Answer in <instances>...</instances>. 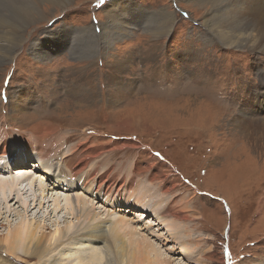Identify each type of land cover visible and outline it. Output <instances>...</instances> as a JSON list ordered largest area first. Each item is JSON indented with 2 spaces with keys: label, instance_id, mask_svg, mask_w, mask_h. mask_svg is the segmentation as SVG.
<instances>
[{
  "label": "rangeland",
  "instance_id": "obj_1",
  "mask_svg": "<svg viewBox=\"0 0 264 264\" xmlns=\"http://www.w3.org/2000/svg\"><path fill=\"white\" fill-rule=\"evenodd\" d=\"M54 9L44 6L48 20L26 37L44 41L50 33H58L57 48L50 59L32 57L28 42L13 60L0 67V137L6 131L9 145L5 161L12 162L23 152L18 133L28 137L27 131L37 123L59 130L52 139L64 141L62 151L85 136L126 142L131 139L139 148L119 149L111 161L126 166L137 160L140 164L142 174L136 178L139 194L135 191L133 197L138 196V203L146 206L130 210L131 196L123 207L125 211L117 213L139 229L134 232L138 238L145 235L142 238L147 237L157 254L169 257L171 264H264V137L237 128L239 117L247 110L254 118L264 116V54L222 45L201 24L197 10L181 0H72L65 10ZM115 9L120 15L113 14ZM160 11L173 14L175 20L168 33L154 36L151 32ZM108 13L114 15L113 23L108 21ZM120 25L127 26L121 36L116 29ZM111 34L115 40L106 51L104 42ZM205 36L212 42L204 45L199 37ZM116 60L126 62L123 71L111 69L110 64ZM193 107L201 113L210 112L206 125L188 126L189 108ZM163 120L167 125L160 123ZM41 145L48 148L46 158L56 154ZM1 155L5 154L0 146ZM60 157L51 158L44 169L28 166L22 171L25 179H34L28 185L31 179L27 180L22 188H30L38 203L44 197L39 184L43 188L46 185L47 191L54 181L63 179L62 175L69 176ZM37 159L32 155L30 162ZM12 167L8 173L2 170L8 179L19 169L14 167L17 169L13 171ZM145 168L156 170L161 177L149 183ZM122 175L119 179L116 175L115 182ZM162 176L175 184L168 195L157 188ZM75 191L73 196L81 193ZM49 196L50 201L45 200L48 204L43 208L37 205L31 214L15 204V198L6 203L0 197V240L22 223L47 227L42 232L48 236L58 226H70L75 232L72 206L60 198L61 211L53 218ZM18 197L31 203L32 197ZM172 198L176 202L185 199L180 208L188 222L183 221L179 228L175 222L162 224L152 216L160 202ZM89 206L81 207V214ZM97 206L91 210L102 213ZM141 212L151 213L141 217ZM170 227L178 230L171 232ZM174 232L191 244L192 254L181 251L171 237ZM23 252L19 249L11 264H26L23 260L38 264Z\"/></svg>",
  "mask_w": 264,
  "mask_h": 264
},
{
  "label": "bare ground",
  "instance_id": "obj_2",
  "mask_svg": "<svg viewBox=\"0 0 264 264\" xmlns=\"http://www.w3.org/2000/svg\"><path fill=\"white\" fill-rule=\"evenodd\" d=\"M71 1L72 0H0V67L11 60L18 51L23 49V45L28 42H30L29 53L32 57L39 61L48 59L57 48L58 33H50L44 41H31L30 37H26L30 30L39 27L38 24L48 20L43 10L44 6H51L58 11L59 9L62 11L69 7ZM181 1L189 3L197 10L200 15L201 24L204 25L205 29L212 32L222 45L234 49H243L264 54V0ZM115 11L116 12L113 13L114 15L117 13L120 15L118 9H115ZM114 15L108 13V21L113 23ZM174 20L175 17L173 14L160 11L157 18L158 23L151 33L154 36L168 33ZM126 25H120L116 28L119 36L125 34L124 28L127 27ZM129 26L131 25L129 24ZM108 34H110V32ZM199 38L203 41L204 45L212 42V39L208 36H205L204 39L202 37ZM114 40L115 38L112 34L107 36L104 42L106 51L111 49ZM125 65L126 62L123 60H116L114 63L110 64L111 69L119 71H123ZM261 93H264V91ZM252 111L257 114L260 113L258 109H253ZM188 113L191 114V122L188 126H194V128L199 127V125L200 127L206 125L208 118L206 114L210 115L209 111H207V113L202 112V114L199 108L195 109L194 107L189 108ZM6 117H8V115ZM239 118L241 119L237 121V128H239L241 132L255 133V135H261L262 133L261 137H264V116H261V118H254L250 116L249 110H247V113H243ZM166 122V120H163L160 123L167 125ZM57 131L59 130H53L50 127L48 128L37 123L31 126L27 131L28 137L24 138L18 133V139L23 145V152L21 151V153L18 154L19 156L15 157V160L12 162H7L4 159L7 153L5 141L7 133L6 131L3 132V136L0 137V146L5 155H1L3 157L0 156V197L3 198L6 203L8 199L13 201L15 198V204L19 203L26 213L31 214V210L37 205L43 208L45 204H48L45 200L47 199L50 201L48 198V194H50L49 197L53 205L50 208L49 214L53 218H57L58 211H61V204L59 203L61 198L65 204L68 203L72 206L73 211L71 215H73L72 219L75 225L77 224V228L75 232H72L70 226L66 225L67 227L63 228L58 226L54 229L53 233L48 236L42 232V230L47 227L43 226L42 229L40 226H34L32 223H22L17 226L10 235L0 240V264H11L12 256H17L16 252L19 249L24 250L23 253L28 258H35L38 264H171V259L169 257L162 258L157 254L154 244L145 240L147 237L144 239L142 238L145 235L138 238L134 234L136 230H139L138 228L131 227L127 224L128 222L117 214L121 213L119 211L124 212L125 209H123V207L127 205L126 200L131 196L133 197L135 191L137 193L139 192V183L138 179L136 181V178L142 174V170L137 160L129 164L124 162L127 164L124 166L121 162L111 161V156L119 149H137L139 148L138 143L131 139H128V142H126L124 140H106L100 137L93 139L90 136H85L79 140L75 146L62 151L61 147H63L64 144L62 142L64 141L58 138L56 140L52 139L55 137ZM255 139L257 140V138ZM22 142L25 143L26 147H33V150H27ZM42 143L47 145V147L49 146L52 152L55 150L56 154L46 158L47 156L45 153L49 154V152H47L48 148L44 149L41 145ZM61 152L62 156L60 157L59 153ZM27 155H30L29 158H27ZM32 155L38 158L36 162H30ZM58 156L61 159L65 172L69 174V178L62 175L63 179L54 181L52 183L54 186H48L47 191L44 189L46 185L43 188L42 185L39 184L44 197L42 196V201L38 203V200L34 197L35 195L29 192L30 188H22L24 183L31 179L30 177L29 179H25V175L22 174V171L28 166V168L37 166V168L40 167L44 169V166L49 164L51 158L57 160ZM10 167H12L13 171L17 169L14 167H19L18 170L14 171L16 173H14L12 179H8L9 177L5 176L7 174L2 172V170H6L8 173ZM145 169L149 172L151 168ZM122 172L123 175L119 182H115V176L117 175L119 179ZM160 177L159 172L152 170L149 172L146 181L153 183V181ZM165 178L163 177L160 180L161 183L158 184L157 187L159 193L162 195H168L175 190V184H170ZM41 179L44 178L42 177L38 181H41ZM33 180L34 179H31L30 182H27V185ZM48 181L49 180H47V182ZM73 189L76 190L75 192H78V190L79 192L81 191L85 197H82L81 193V195L78 193L73 196ZM58 191L62 193H54ZM18 195L27 198L32 197V199L30 198L31 201H29L31 203H25ZM132 197L130 198V210L145 208V204L141 206L138 203L140 200L137 198L138 196ZM148 197L153 200L152 196L148 195ZM175 199L176 198H172L166 203L164 200L162 201L164 204L160 202L157 207V212H155L156 214L152 216L162 224L167 220L172 223L175 222L174 224L179 228L180 226L178 225H182L180 223L187 221L184 211L180 208L181 205L185 203V199H179V202L177 201L178 204ZM225 201L229 204V197H227ZM186 203L188 204L187 201ZM87 204H90V209L88 208L81 214V207L87 206ZM97 204L98 211L100 209L102 213H96L94 209L95 212L91 210V207L94 208ZM105 211L111 214L105 213ZM150 213L151 212H141L138 215L144 217V214H147L148 217ZM109 215L113 216V218L108 219ZM104 216L109 221L102 220ZM80 227L83 228L81 229ZM176 227H170L168 230L171 232L178 230ZM183 227L181 226V229ZM187 232L188 231L184 232L185 237L187 236ZM136 233L138 234V232ZM171 234L172 239L178 243L181 251L187 254L193 253L194 250L191 249V244L185 240L183 236L175 232ZM139 235L141 236V234ZM23 261L29 264L26 260ZM180 264H182V262Z\"/></svg>",
  "mask_w": 264,
  "mask_h": 264
},
{
  "label": "snow or ice",
  "instance_id": "obj_3",
  "mask_svg": "<svg viewBox=\"0 0 264 264\" xmlns=\"http://www.w3.org/2000/svg\"><path fill=\"white\" fill-rule=\"evenodd\" d=\"M105 2V0H100V3H104Z\"/></svg>",
  "mask_w": 264,
  "mask_h": 264
}]
</instances>
